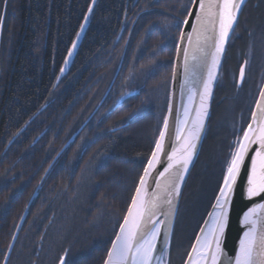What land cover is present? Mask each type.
<instances>
[{"label":"trees","instance_id":"16d2710c","mask_svg":"<svg viewBox=\"0 0 264 264\" xmlns=\"http://www.w3.org/2000/svg\"><path fill=\"white\" fill-rule=\"evenodd\" d=\"M6 1L0 264H60L61 258L64 264H103L164 119L180 22L190 0ZM263 3L249 0L250 10L245 7L233 36L240 40L230 43L226 62L232 64L233 85L240 62L236 52L246 50L254 37L249 32L258 25L264 49ZM225 77L217 87L209 126L220 105L224 122L230 106L236 116L248 111L246 103L235 105L234 87L230 92L220 88ZM209 126L203 147L214 150L197 160L186 183L169 264L183 256L177 243L189 239L200 217L192 209L180 217L182 200H196L209 178L217 187L213 193L208 187V211L217 194L215 157L225 150L226 135L218 129L219 135L210 138Z\"/></svg>","mask_w":264,"mask_h":264},{"label":"snow or ice","instance_id":"6c2138e0","mask_svg":"<svg viewBox=\"0 0 264 264\" xmlns=\"http://www.w3.org/2000/svg\"><path fill=\"white\" fill-rule=\"evenodd\" d=\"M244 3L245 0H190L186 18L180 22V26H189L191 30H181L179 36V42L187 47L177 51V59L183 57L185 84L189 86V106L174 117V139L169 135V118L163 120L154 150L146 160V167L129 198L126 214L118 222V232L105 264H162L163 257L167 255V239L164 250L158 254L161 229L165 227L169 233L172 230L175 201L180 195L181 185L204 129L208 100L220 59L230 34L238 26V16ZM188 18L193 20L191 25ZM72 48H76L75 43ZM68 55L71 57L72 52ZM201 71L203 76L198 75ZM243 78L242 67L241 81ZM197 79L199 88L195 84ZM197 99L198 106L191 107ZM255 109L246 129L241 128L236 132L214 203L191 248L187 264H264V202L255 200L258 197L264 200V91L260 93ZM169 117H172L171 107ZM253 145L257 147L253 149ZM246 160L248 167L245 170ZM161 164L164 165L162 170L157 171ZM242 170L245 172L243 191L247 200L253 203L242 213L240 222L246 230L239 239L238 250L232 256L226 252L223 242ZM160 216L165 219H160ZM60 264H64L63 258Z\"/></svg>","mask_w":264,"mask_h":264},{"label":"water","instance_id":"95a60500","mask_svg":"<svg viewBox=\"0 0 264 264\" xmlns=\"http://www.w3.org/2000/svg\"><path fill=\"white\" fill-rule=\"evenodd\" d=\"M248 1L249 0H245V3L241 6V11H240V14L238 16V21H239L241 13L243 11V8L245 7V5H246V3ZM188 19H189V25H191L193 23V20L191 18H188ZM235 29H236V27H235ZM182 30L187 32V31H190L191 29H190L189 26H183ZM232 35H233V33L230 34L229 41H230ZM229 41H228V43H229ZM228 43L225 45V52L221 56L220 66H219V68L217 70V73H216V79H215V81L213 82V85H212L211 96H210V99L208 100V116L205 118L204 129L202 130V132L200 134V140L197 142L196 154L193 156L192 163L189 165V171L185 175L184 182L181 185L180 195H179V197H177V199L175 201L176 214H175L174 219L172 221V230L169 233L165 227H162L161 233H160V237H159V241H158V244H157L158 254H159V252L164 250V241H165V239H167L169 241V243H170L184 187L186 185V182H187V179L189 177V174H190L192 168L194 167V165H195V163L197 161V158H198V156L200 154V150H201L202 143H203V140H204V137H205V133H206V129H207L210 113H211V107H212V102H213V97H214V93H215L218 77H219L223 62H224V58H225V54H226ZM0 45H1V28H0ZM185 47H187L186 44H181L180 42H178L177 49H176L175 60H174L171 84H170V92H169V98H168V107H167V112H166V115H165V118H169V135L172 136L173 139H174V133H175L174 117H176L178 114H180L184 107L189 106L188 105V95H189L188 87L189 86L187 84H185L186 77H185L184 68H183V57L181 56L179 59H177V51H178V49H183ZM198 75L199 76H203V71H201ZM195 84H196V87L199 88L198 79L196 80ZM262 91H264V83H263V86L261 88L260 93ZM260 93H259V96L257 98V101H259V99H260ZM129 95L130 94L125 95L122 98V100H124L127 97H129ZM257 101H256V103H257ZM197 106H198V99L196 101H194V103H193V105L191 107L195 108ZM255 106H256V104H255ZM169 107H171V110H172V117H169ZM255 110L256 109L254 107L253 111H255ZM250 122H251V120H250ZM161 130H162V128H161ZM256 147L257 146L253 145V149H255ZM167 148H168V143H167V140H166V150H167ZM249 155L251 156L252 153L250 152ZM161 159L163 161V159H164L163 156L161 157ZM163 166H164L163 164L158 166L157 171L162 170ZM247 167H248V162L246 160V162H245V170L247 169ZM244 176H245V172L242 170L241 177H240V179L238 180V183H237V187H236V191H235V195H234V199H233V203H232L231 211H230V215H229V221H228V224H227V227H226V230H225V237H224V242H223V246H224L226 252L229 255H232V256H234L236 251L238 250L239 239L242 237L243 232L246 230V228L240 222L241 219H242V213L249 206H251L252 203H253V201L247 200V198H246V196L244 194V191H243V185H244V182H245L244 181ZM255 200L264 202V200H262V198H259V197L255 198ZM165 210H166V207H165ZM210 211H211V209H210ZM160 219H165V218H164V216H160ZM206 219H207V216H206L205 220ZM203 226H204V224L202 223L201 227H203ZM199 234H200V231H198L196 237ZM194 243H195V240H194ZM194 243H193V245H194ZM168 247H169V245H168ZM110 249H111V246H110ZM190 252H191V250H190ZM190 252H189V254H190ZM189 254H188V256H189ZM188 256H187V258H188ZM187 258H186V261H185L184 264H187ZM105 261H106V259H105ZM105 261H104V264H105Z\"/></svg>","mask_w":264,"mask_h":264},{"label":"rangeland","instance_id":"374dc122","mask_svg":"<svg viewBox=\"0 0 264 264\" xmlns=\"http://www.w3.org/2000/svg\"><path fill=\"white\" fill-rule=\"evenodd\" d=\"M6 4H7V1L6 0H0V11L4 8V7H6ZM261 5H263L261 8H263L264 9V3L263 4H261ZM3 7V8H2ZM246 8H249V7H246ZM263 9H261V11L263 10ZM247 10H250V8L249 9H247ZM246 10V11H247ZM260 19H261V17L260 16H258ZM263 18V17H262ZM264 19V18H263ZM257 20V19H256ZM2 24V23H1ZM174 24V23H173ZM258 25V24H257ZM259 26L260 25H258V28H259ZM258 28H254L255 29V32L254 31H252V35L254 36V37H252L253 39L251 40V43H257V45L255 46L256 47V49H257V54L259 53V51L261 50V43H260V37L258 36ZM260 28H261V26H260ZM237 34H238V32H237ZM236 34V35H237ZM238 36V35H237ZM235 38H236V36H235ZM235 38L233 39V40H235ZM239 44V43H238ZM236 54L238 55L237 57H239L240 58V60L242 59V52H241V49H238L237 50V52H236ZM256 56V55H255ZM232 57V56H231ZM260 57H262V56H260ZM233 59V58H232ZM69 60H70V58L68 59V62H69ZM258 60H260L259 58H258ZM263 60V59H262ZM234 61V60H233ZM228 62V61H227ZM227 62H226V64H227ZM235 62L237 63V60L235 59ZM68 64V63H67ZM228 66V67H227ZM231 70H233V68H232V64H227L226 65V71L223 73L224 75H226V77L223 79V83H222V85H223V88L224 89H227V90H229V92H230V90H232L233 89V87L234 86H231V85H233V83L231 84L230 83V81H229V74H230V71ZM221 79H222V76H221ZM220 79V80H221ZM231 86V87H230ZM258 86L259 85H257V89H258ZM230 99V98H229ZM232 99V98H231ZM223 99H222V96L220 97V99L218 98L217 100H216V102L218 103V101H219V103L218 104H220V102L222 101ZM253 103L254 102H250V104H249V106H248V111L244 114V109H243V112H241L240 113V115H237L236 116V114H235V110H234V107L232 108V106H230L229 108H228V113L229 114H225L224 115V117L223 118H226V120H225V122L224 121H222L223 119H221L222 118V113H223V105H220L219 107H218V110L216 111V113H215V117H213L214 119H212V121H213V124H212V126H209V132H208V135L210 134V138L212 137L213 139L214 138H216L217 137V135H219V133L217 132L218 131V129H222V130H224V132H225V135H226V141H225V145L223 146V148L225 149L224 151H222V150H219L220 151V153L218 152V154H219V159H217V157H215L216 158V163H217V171H216V175H217V177H218V182H219V184H220V182H221V176H222V172H223V169H224V163H225V161L227 160V159H229V155H230V151H231V148H232V143H233V140L234 139H236V132H237V130L238 129H241V128H245L246 127V124H247V122H248V120H249V115H250V112H251V108H252V105H253ZM215 105H217V104H215ZM230 115V116H229ZM232 115V116H231ZM216 118L217 119H219V120H216ZM232 118V119H231ZM224 123H225V129L224 128H220L221 126H223L224 125ZM223 124V125H222ZM211 127V128H210ZM215 127H217V129L215 130ZM137 135H141V132L138 130L137 131V133H136ZM92 138V137H91ZM213 150L214 149H210V147H208V146H202V149H201V152H200V155H199V158H198V160L200 159H202V158H205V156H207L208 154H210V152H211V154H212V152H213ZM197 164V163H196ZM208 164H206L205 165V167L207 168V167H209V166H207ZM204 167V170H205V172H207V169ZM208 185V186H207ZM208 187H209V191L211 192L212 191V193H213V191L215 190V188L217 187V183L212 179V178H209L207 181H206V183H205V186H204V188L202 189V191H200V194L196 197V200L195 199H192V200H189V199H187L186 201L184 200V202H183V200H182V210H181V212H180V217H181V213H182V215L183 214H187L188 212H189V210L190 209H192L193 211H196V210H199L200 211V217H199V219L198 220H196V223H195V227H193V229H192V232H191V234H190V237H189V239L187 240V239H185V242L184 243H182L181 245L179 244V243H177V247H179V249H180V253H183V256L181 257L180 255H178L177 256V258L175 259L176 261L174 262V260H172L171 261V264H181L183 261H184V259H185V257L187 256V254H188V251H189V248L191 247L190 246V243L192 242V239H193V237L195 236V234H196V232L198 231V228H199V226H200V224L202 223V221H203V219H204V217H205V215H206V213H207V211H208V206H209V201H210V198H211V196L212 195H210V197L208 198V195H209V191H208ZM206 191H208V193L206 194ZM207 209V210H206ZM203 210H206V211H204L203 212ZM202 215V216H201ZM176 229H177V226H176V228L174 229L175 231H174V237H173V239H172V245H174V240H176V236H177V233H176ZM173 253H174V248L172 249V251L170 252V255H171V258H173L174 259V257H173Z\"/></svg>","mask_w":264,"mask_h":264},{"label":"flooded vegetation","instance_id":"af4514ba","mask_svg":"<svg viewBox=\"0 0 264 264\" xmlns=\"http://www.w3.org/2000/svg\"><path fill=\"white\" fill-rule=\"evenodd\" d=\"M240 22L241 19L238 23V26ZM249 35H251V32H249ZM252 39L251 38L248 39V46L246 47V50L245 51L243 50L242 52V59L236 66V70H237L235 77L236 84L232 85L234 86V91H235L234 98L236 99L237 102L235 105L246 103L245 105L247 106L246 108H248L250 102H253L256 99L259 88L264 80V49L260 50L259 53L257 54V49L255 47L257 44L251 43ZM235 40L237 42L240 39L235 38ZM229 50H230V44L227 53L229 52ZM258 58L260 60H258ZM242 67L244 68V78L243 81L239 84L238 81L240 77V69ZM257 85H259L258 89H257ZM220 88L221 89L223 88L222 85L220 86ZM245 106H241V107L244 108ZM245 113H246V109H244V114Z\"/></svg>","mask_w":264,"mask_h":264}]
</instances>
